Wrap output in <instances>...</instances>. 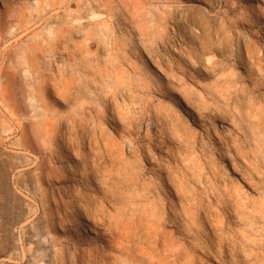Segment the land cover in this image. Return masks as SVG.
Segmentation results:
<instances>
[{"label":"rangeland","instance_id":"374dc122","mask_svg":"<svg viewBox=\"0 0 264 264\" xmlns=\"http://www.w3.org/2000/svg\"><path fill=\"white\" fill-rule=\"evenodd\" d=\"M132 262L264 264V0H0V264Z\"/></svg>","mask_w":264,"mask_h":264},{"label":"bare ground","instance_id":"6f19581e","mask_svg":"<svg viewBox=\"0 0 264 264\" xmlns=\"http://www.w3.org/2000/svg\"><path fill=\"white\" fill-rule=\"evenodd\" d=\"M141 138H142V137H141ZM133 149H135V148H133ZM143 156H144V155H143ZM125 159H126V158H125ZM125 159H124V160H125ZM146 169H147V168H146ZM119 171H120V170H119ZM119 176H120V175H119ZM125 204H126V203H125ZM127 206H128V205H127ZM134 208H135V207H134ZM136 211H137V209H136ZM122 212H123V211H122ZM148 212H149V211H148ZM148 212H147V213H148ZM151 212H155V211H151ZM139 213H140V212H139ZM142 213H143V212H142ZM123 214H124V213H123ZM123 214H122V215H123ZM159 215H160V214H159ZM137 216H138V215H137ZM148 216H149V215H148ZM120 217H122V216H120ZM124 217H125V216H124ZM130 217H131V216H130ZM130 217H129V218H130ZM153 217H154V216H153ZM153 217H152V218H153ZM156 217L158 218V216H156ZM122 219H123V218H122ZM124 219H125V218H124ZM130 219H131V218H130ZM130 219H129V220H130ZM154 219H155V218H154ZM165 219H166V218H165ZM125 220H126V219H125ZM159 220H160V218H159ZM134 221H135V219H134ZM137 221H138V220H137ZM137 221H135V222L137 223ZM129 222H130V221H129ZM146 222H147V221H146ZM158 222H159V221H158ZM144 223H145V222H144ZM149 223H150V222H149ZM170 223H171V222H170ZM145 224H146V223H145ZM164 224H165V223H164ZM151 225H152V224H151ZM155 225H156V224H155ZM143 226H144V225H143ZM143 226H142V227H143ZM148 226H149V225H148ZM160 226H161V225H160ZM163 226H164V225H163ZM135 227H136V226H135ZM138 227H139V226H138ZM140 227H141V226H140ZM149 227H150V226H149ZM156 227H157V226H156ZM155 229H156V228H155ZM157 229H158V228H157ZM163 229H164V228H163ZM139 230H140V228H139ZM151 230H152V229H151ZM144 231H145V230H144ZM155 231H156V230H155ZM137 232H138V231H137ZM130 234H131V233H130ZM139 234H140V233H139ZM112 235H113V234H111V236H112ZM131 235H132V234H131ZM131 235H130V236H131ZM155 235H156V234H155ZM132 236H133V235H132ZM142 236H143V234H142ZM142 236H140V237H142ZM148 236H149V235H148ZM113 237H114V236H113ZM116 238H117V237H116ZM126 240H127V239H126ZM126 240H125V241H126ZM139 240H140V239H139ZM157 240H158V239H157ZM123 241H124V240H123ZM127 241H129V239H128ZM136 241H137V240H136ZM134 242H135V241H134ZM121 244H122V243H121ZM142 244H143V243H142ZM129 245H130V244H129ZM135 245H136V244H135ZM137 245H138V244H137ZM138 247H139V246H138ZM126 248H127V247H126ZM128 248H129V247H128ZM133 248H134V247H133ZM186 249H187V248H186ZM148 251H149V250H148ZM151 251H152V250H151ZM187 251H188V250H187ZM101 255H102V254H101ZM129 255H130V253H129ZM142 255H144V254H142ZM127 256H128V255H127ZM151 256H152V255H151ZM131 257H132V256H131ZM129 258H130V257H129ZM134 258H135V257H134ZM125 259H126V256H125ZM166 259H167V258H166ZM173 259H174V258H173ZM104 260H105V259H104ZM107 260H108V259H107ZM122 260H124V259H122ZM125 261H127V260H125ZM153 261H154V260H153ZM130 262H131V261H130ZM122 264H123V263H122ZM132 264H133V262H132Z\"/></svg>","mask_w":264,"mask_h":264}]
</instances>
